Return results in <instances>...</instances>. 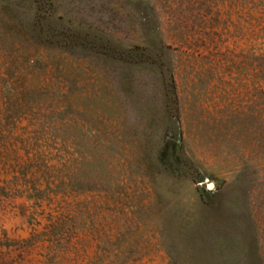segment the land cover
Masks as SVG:
<instances>
[{
    "label": "rangeland",
    "instance_id": "374dc122",
    "mask_svg": "<svg viewBox=\"0 0 264 264\" xmlns=\"http://www.w3.org/2000/svg\"><path fill=\"white\" fill-rule=\"evenodd\" d=\"M0 264H264V0H0Z\"/></svg>",
    "mask_w": 264,
    "mask_h": 264
},
{
    "label": "water",
    "instance_id": "95a60500",
    "mask_svg": "<svg viewBox=\"0 0 264 264\" xmlns=\"http://www.w3.org/2000/svg\"><path fill=\"white\" fill-rule=\"evenodd\" d=\"M209 186H211V185H209Z\"/></svg>",
    "mask_w": 264,
    "mask_h": 264
}]
</instances>
